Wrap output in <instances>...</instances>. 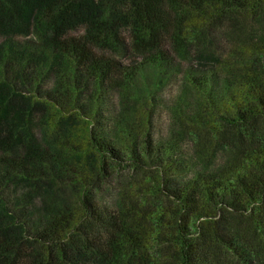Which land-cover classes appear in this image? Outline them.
Segmentation results:
<instances>
[{
    "label": "trees",
    "instance_id": "obj_1",
    "mask_svg": "<svg viewBox=\"0 0 264 264\" xmlns=\"http://www.w3.org/2000/svg\"><path fill=\"white\" fill-rule=\"evenodd\" d=\"M0 264H264V0H0Z\"/></svg>",
    "mask_w": 264,
    "mask_h": 264
}]
</instances>
